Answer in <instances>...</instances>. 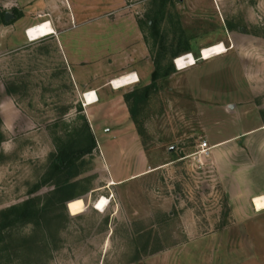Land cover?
<instances>
[{
	"label": "rangeland",
	"instance_id": "rangeland-1",
	"mask_svg": "<svg viewBox=\"0 0 264 264\" xmlns=\"http://www.w3.org/2000/svg\"><path fill=\"white\" fill-rule=\"evenodd\" d=\"M43 3L57 19L29 21ZM47 20L57 34L42 38ZM262 118L264 0H0V264H212L198 238L220 235L228 209L201 145ZM77 146L76 171L58 172ZM28 201L39 219L3 217Z\"/></svg>",
	"mask_w": 264,
	"mask_h": 264
},
{
	"label": "crops",
	"instance_id": "crops-1",
	"mask_svg": "<svg viewBox=\"0 0 264 264\" xmlns=\"http://www.w3.org/2000/svg\"><path fill=\"white\" fill-rule=\"evenodd\" d=\"M36 8L29 21L56 18L46 11L45 3ZM61 9L60 12L65 14L66 10ZM73 17L76 18L75 13ZM45 22L46 27H53L49 20L36 24L42 38L57 34L54 27V33H48L46 27L43 30ZM85 105L92 106L86 102ZM210 151L212 164L223 171L220 179L224 186L228 217L220 235L217 233L198 239L208 241L212 264H264V208L259 209L255 203L256 198H264V118L260 123L212 146Z\"/></svg>",
	"mask_w": 264,
	"mask_h": 264
},
{
	"label": "trees",
	"instance_id": "trees-1",
	"mask_svg": "<svg viewBox=\"0 0 264 264\" xmlns=\"http://www.w3.org/2000/svg\"><path fill=\"white\" fill-rule=\"evenodd\" d=\"M185 68L186 67L183 66L180 69L182 70ZM157 73H158V70L154 72V79L156 78ZM140 101L141 100H136L134 110L136 109ZM91 140H92V143L95 145V140L93 137L91 138ZM77 147H78V150H75V149L65 150L54 158V163L56 165L58 172L64 173L66 171H72L73 169H75L76 171L77 165L75 164V161L81 154L85 153V151L79 150L81 149L80 148L81 146H77ZM58 185H59L58 186L59 189L57 190L56 193L58 195L57 198L60 204L64 206L66 202H69L76 198L75 193L73 191H70V189L75 186L74 184L70 182V178L63 180V181L61 180V182L59 181ZM36 207L37 206L34 201H28L23 204L13 206L9 210H7V212L6 211L3 212V217H7V214L9 212L11 213L16 212L19 215V219L10 220V223L15 224V223H18L19 221L21 223L32 222L34 218L39 219L38 217L40 215L39 214L40 211H38ZM35 221L37 222V220Z\"/></svg>",
	"mask_w": 264,
	"mask_h": 264
},
{
	"label": "bare ground",
	"instance_id": "bare-ground-1",
	"mask_svg": "<svg viewBox=\"0 0 264 264\" xmlns=\"http://www.w3.org/2000/svg\"><path fill=\"white\" fill-rule=\"evenodd\" d=\"M46 25H47V22L42 24L43 30H45ZM46 30L48 31V33H54V29L52 26L46 27ZM227 51H228V48L225 45V43L220 41L212 46L204 47L203 50L201 51V55L203 59L210 60L218 55L226 53ZM176 66L179 69L177 64ZM139 81H140V77L138 73L132 72V73H127L119 77L113 78L110 84L114 89L119 90L125 86L138 83ZM83 97L85 99L86 104H89V105H92L98 102L99 100L98 94L96 91L85 93ZM115 184L116 182L112 181L111 185H115ZM110 203H111V200L109 199V197L102 196L101 199L96 202L95 209L99 212H105L108 206L110 205ZM255 203L259 209L264 208V198H256Z\"/></svg>",
	"mask_w": 264,
	"mask_h": 264
},
{
	"label": "built area",
	"instance_id": "built-area-1",
	"mask_svg": "<svg viewBox=\"0 0 264 264\" xmlns=\"http://www.w3.org/2000/svg\"><path fill=\"white\" fill-rule=\"evenodd\" d=\"M201 149H202V153H208V151L210 150V147L208 145L207 141H204V143L201 145Z\"/></svg>",
	"mask_w": 264,
	"mask_h": 264
},
{
	"label": "water",
	"instance_id": "water-1",
	"mask_svg": "<svg viewBox=\"0 0 264 264\" xmlns=\"http://www.w3.org/2000/svg\"><path fill=\"white\" fill-rule=\"evenodd\" d=\"M9 18V16H7V19ZM174 148H172V150H173ZM70 202V201H69Z\"/></svg>",
	"mask_w": 264,
	"mask_h": 264
}]
</instances>
